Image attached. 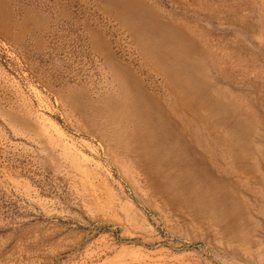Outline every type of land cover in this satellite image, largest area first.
<instances>
[{
    "label": "rangeland",
    "instance_id": "1",
    "mask_svg": "<svg viewBox=\"0 0 264 264\" xmlns=\"http://www.w3.org/2000/svg\"><path fill=\"white\" fill-rule=\"evenodd\" d=\"M122 1L0 0V264H264V0H138L179 31L148 50L168 56L164 71L187 53L190 96L140 71ZM92 35L164 106H199L203 134L228 150L213 202L168 190L113 122L119 93ZM160 146L176 172L177 146Z\"/></svg>",
    "mask_w": 264,
    "mask_h": 264
},
{
    "label": "bare ground",
    "instance_id": "2",
    "mask_svg": "<svg viewBox=\"0 0 264 264\" xmlns=\"http://www.w3.org/2000/svg\"><path fill=\"white\" fill-rule=\"evenodd\" d=\"M116 18L124 20L122 22L124 26L129 24L127 21H133L132 27H125L129 32L133 45L140 49L141 62L139 68L141 72H147L149 75L148 69L150 68L155 75L162 76L166 79L168 91L173 95L179 96L182 92L190 96L189 92L191 90H197L186 86L201 82L198 77H194L196 76V70L193 72L194 74H191V78L185 77L179 71L183 57H185V54L187 55L186 52L184 53L180 49L177 56H175V60L178 62L177 67L173 70L164 71L161 66L169 59L168 56L160 50L150 52L148 50L150 39L157 37L159 31L173 35L177 43L181 41L182 37L179 36V31L175 27L163 22L160 15L153 13V10L149 11L138 0L122 1ZM152 31L153 33H151ZM90 38L94 45V51L104 60L105 69L114 83L115 91L119 93L118 99H108V105L116 111L112 114L113 122L120 125L122 123L124 125L129 124L132 127L133 143L143 146L145 148H142L143 154L146 150V156L151 160L157 159L162 165L158 176L161 180L171 181L172 184H166L168 190L174 188L173 191L176 190L185 198L193 196L196 200L211 199L213 202V192L215 190L213 183L216 181V176L223 171L216 165V156L225 157L228 155V150L227 148L220 149L218 144L221 145V141L216 136L209 137V135L206 134L207 136H205L203 134L202 130L206 129L208 119L202 118V115L200 116L197 113L199 106L195 104L187 114L182 111L184 106H181L182 100L175 101L170 107L164 106L162 100L158 97L145 92L141 83L142 80L131 71V67L119 62L110 50H99L100 48L98 47V49L96 46L98 45L97 42L96 44L94 42L97 39L96 35H92ZM192 78H197L198 81H189ZM177 99L179 98L177 97ZM216 110L220 113L228 112L222 105L217 107ZM236 117L239 118L237 115ZM155 129L158 130V134L154 133ZM164 139L177 146V150L174 152L178 155L180 163L177 168L174 167L176 172L168 169L166 162L168 148L160 146ZM211 144L215 145L214 150L216 153L212 150ZM216 148L220 151H217ZM179 174L183 176V179H178ZM163 184L161 183V187L164 189Z\"/></svg>",
    "mask_w": 264,
    "mask_h": 264
}]
</instances>
